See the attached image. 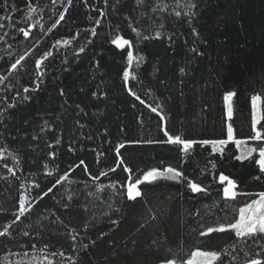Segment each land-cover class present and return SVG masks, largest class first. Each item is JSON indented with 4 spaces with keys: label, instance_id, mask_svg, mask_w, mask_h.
I'll list each match as a JSON object with an SVG mask.
<instances>
[{
    "label": "trees",
    "instance_id": "16d2710c",
    "mask_svg": "<svg viewBox=\"0 0 264 264\" xmlns=\"http://www.w3.org/2000/svg\"><path fill=\"white\" fill-rule=\"evenodd\" d=\"M167 2L171 4L172 0ZM7 3L13 10L0 8V17H9L0 21L5 25L0 28V36L8 33L0 41V65L26 55L22 64L26 63L27 69L14 73L10 71V63L0 67V75L7 78L0 84V145H3L0 148L3 152L0 230L14 219L12 211L18 209L19 195L33 198L34 214L28 215L24 223L13 226L10 231L14 239L0 242V264L9 251H27L32 264H45L46 260L52 264H73V261L157 264L160 256L157 247L176 250L182 246L187 259L196 250L232 252L233 245L236 246L232 252L237 258L235 264H245L244 251L250 258L253 250L244 247L241 251L242 245L234 232L229 230L206 237L197 233L189 235V232L193 228L199 230L239 219V208L257 196L226 200L225 184L219 182V175L223 173L236 181L237 190L258 193L264 191V180L252 179L259 174L258 165L234 158L221 161L218 153L210 155V146L205 151L197 145L190 156H185L172 145H129L128 141L158 140L163 137L161 126L182 138H221L227 123H232L236 139L245 140V145L259 143L251 139L255 135L251 128V98L253 95L261 98L258 130L264 132V0H211L198 27L202 33L198 46L204 55L193 60L197 72L191 73L188 67L189 75L185 77H180L178 69L185 66L182 58L191 55L188 48L196 39L189 34L188 27L180 29L178 34L168 31L161 39L144 41L136 39L123 23L114 25L113 21L119 18L109 7L114 0L108 3L74 0L76 11L71 16V9L65 11L67 0H7ZM178 3L186 13L185 0ZM62 12L65 21L52 28ZM137 16L134 14L131 19L135 21ZM222 19H227V23H220ZM20 28L29 32L27 39L19 32ZM92 29H96V36L91 34ZM149 34L154 37V33ZM169 35H176L171 49ZM117 37L133 42L134 57H145L139 65L134 62L130 72L138 79H130L127 86L122 71L127 67L125 54L129 49L127 45L117 48L113 42ZM81 47L84 53L79 52ZM48 51L53 55L42 61L50 65L42 90L32 92L31 101H22L13 108L19 100L17 90L21 95H29L23 93V87H35L30 82L35 79V60ZM222 65L228 67L227 73ZM29 71H32L31 77ZM225 85L237 92L232 100L231 120L227 118L223 99ZM129 87L146 104H152L155 97H171L163 113L167 121H159L155 113L141 105L129 94ZM149 88L151 96L146 94ZM25 120L27 123H23ZM80 124L85 127L81 128ZM120 143L125 144L122 156L132 171L126 172L121 166L107 176L100 175L116 166L115 145ZM70 147L73 151H69ZM227 148L231 149L227 153L229 157L240 155L234 144L230 143ZM80 160H84L97 180L88 178L84 165L75 167ZM209 160L217 161L216 169H212ZM168 166L208 189V195L193 194L175 181H157L141 184L142 197L137 201L126 199L124 191L129 182L137 177L142 179L153 168L163 170ZM65 172L70 174L69 179L37 203L39 195ZM35 184L39 187H34ZM64 204L68 207H63ZM117 208L120 212H115ZM153 216L155 220L151 219ZM111 219H119V227L112 225ZM23 231H28L30 236L24 237ZM69 233H79L78 241L83 237V243L90 245L87 258L79 243L77 250L72 251ZM52 251H63L65 255L45 256V252ZM12 259L25 258L14 256ZM225 262L229 264V258L225 257Z\"/></svg>",
    "mask_w": 264,
    "mask_h": 264
},
{
    "label": "snow or ice",
    "instance_id": "6c2138e0",
    "mask_svg": "<svg viewBox=\"0 0 264 264\" xmlns=\"http://www.w3.org/2000/svg\"><path fill=\"white\" fill-rule=\"evenodd\" d=\"M55 2V0H53ZM108 3V0H105ZM211 3V0H185L183 5L184 8H187V12H183L180 10V5L178 0H172V3L169 4L167 0H114L113 4H109V7L113 9V12L117 14L119 17L117 20H114V25H120L123 23L126 28L131 30V33L135 34L136 39L148 41L152 38L161 39L164 36L165 32L171 31L172 33L178 34L179 30L188 27L190 29V35L195 37L196 39L193 41V44L189 46L188 52L191 55L186 54L185 57L182 58V63L185 66L179 67V75L180 77H185L189 75L186 71V68L191 67V73H196L197 69L193 65V60L198 59L204 55L203 51L198 46L200 44L199 37L202 35L200 31H198V27L200 26V21L203 18L205 12L208 10V4ZM68 8L65 9L66 12H69V9L72 11L69 12V16L72 15V12L76 11L74 0H67ZM0 8L5 9L6 11H12L13 9L8 5L7 0H2L0 3ZM195 9V11H193ZM32 11V9H30ZM103 15V13H100ZM134 14H138L135 21L131 18ZM5 19H9V17H0V21ZM61 21H65L64 13L59 14L58 20L52 25V28H55L60 24ZM99 24V21H96ZM220 23H227V19H222ZM5 25L0 22V28H4ZM125 29L122 27L121 31ZM51 31V29H49ZM19 32L23 34L25 39L28 38L29 32L24 28H20ZM149 33H154V37ZM91 34L93 36L97 35L96 29H92ZM8 33L5 32L4 36H0V41L4 40V37L7 36ZM169 43V48L171 49L173 44L175 43L176 35H169L167 37ZM6 42V41H5ZM117 48H122L127 45L128 51H126V64L127 67L122 71V79L124 81L125 86L128 85L130 79L137 80V76L130 72L134 62L139 65L145 60L143 55H139L134 57V53L131 50L133 48V42L129 39H123L117 37L114 41ZM67 44L68 42L65 41ZM80 53H84V47L79 49ZM53 53L48 51L43 54L42 57L35 60L34 63V74L35 79L30 82L35 85L33 88H29L27 86L23 87V93H28L29 95H21L20 91L17 90L16 96L19 97L16 105H13V108L17 107L22 101H31L33 99L31 93L39 92L42 90V85L44 84V77L47 75V69L49 68V64H42V61L48 57H52ZM26 60V55H20L15 59L14 62L6 61L5 65H0V67H6L7 64L10 63V71L14 73H18L21 68L27 69V64H22V61ZM67 63V61H65ZM225 73L228 72V67L225 65L221 66ZM264 71V70H262ZM29 77L32 75V71L28 72ZM217 76L220 75V72L216 73ZM7 78L3 75H0V84H4ZM162 84L165 83L164 79L160 81ZM183 83V80H181ZM9 85H5L8 87ZM226 94L223 96L225 101H232L233 97L237 96V92L228 90L227 85H225ZM262 90H264V84H262ZM128 92L131 96L135 97L136 100L140 102L141 105H144L145 108L150 109L152 113H155L159 118V121L166 122L167 117L163 114L165 111V107L168 105L171 97H155L153 99L152 104H146V102L141 99L140 95L137 94L136 91H133L131 87L128 88ZM147 95L151 96L152 91L149 88L147 90ZM264 94V91H262ZM60 95H64L63 89L60 91ZM95 95V93H94ZM183 95V93H181ZM252 105L253 109H255V102L260 99V96L253 95L252 96ZM7 107V106H6ZM232 105L228 104L227 106V118L231 120L232 118ZM2 115V113H0ZM259 117L253 114L252 118V132L255 133L252 140L259 142L255 147H247L246 150L242 151L241 155H235L234 157H229L228 152L231 149H228L227 146L232 143L238 149L241 145H245L247 142L245 140L236 139V133L232 123H227L226 125V133L224 130L221 132V138H210V139H192V138H182L180 135H172L170 134V130L167 127L161 126L160 131L163 132V137L156 139H134L129 140V145H172L178 149L179 153H183L185 156H190L195 150L196 146L199 145L205 151H208V147L210 146L211 151L210 155H215L218 153L221 161H225L227 159L234 158L237 161H249L250 163H254L258 165L259 174L254 175L252 179L254 181L264 180V132L257 130V123ZM23 123H27V120L23 121ZM143 123V121H141ZM81 128H84L85 125L80 124ZM264 127V126H262ZM121 131H124L121 129ZM35 138V137H34ZM92 137L89 136V139ZM166 138V139H165ZM0 148H3V145H0ZM121 149H125V144L120 143L115 145L116 159H115V167H111L108 171L100 173V175L107 176L109 172H115L116 168L123 166V170L126 172H131V168L126 165L125 159L122 156ZM227 149V151H226ZM4 151H8V149H4ZM69 151H73V148H69ZM257 154L254 156L253 154ZM54 155V153L52 154ZM3 156V152H0V157ZM15 159V155H13ZM209 163L212 166V169H216L217 161L209 160ZM80 165H84L83 171L88 173V178L93 181L97 180L98 177L89 172L87 165L84 160H80L75 167L79 168ZM10 173H12V169H8ZM13 176L15 173H12ZM69 173L65 172L63 175H60L55 183L47 189V191H43L41 195H39L37 203L39 200H43L44 197H47L49 193L53 192V189L56 188L57 185H62L63 182L69 179ZM157 181H175L177 184H182L186 191H190L193 194L203 193L204 195H208V189L202 188L199 184L193 182V180L189 179L182 171L177 168L168 166L165 167L162 171L153 168L150 171L144 173L143 178L137 177L134 181H131L127 184L126 190L124 191V195L128 201H137L138 198L142 197V191L139 188L141 184L145 182L153 183ZM219 182L224 184L226 182V186L223 188V197L226 200L235 201L238 196L240 197H253L257 196L258 199H251L250 203H245V205L239 208V219L234 220V222L224 224L220 223L218 226L207 225L203 226L199 230L197 228H193L189 235L193 233H197L200 237L210 236L213 233H224L226 231L234 232L235 237L239 239L242 247L241 251H244V247L252 248V255L250 258L249 253L244 251V256L247 258L245 260V264H264V191H260L258 193L247 192L243 190H237L238 184L233 179H230L229 176L221 173L219 175ZM34 187H39L38 184H35ZM114 188L115 185H112ZM123 187V186H122ZM103 191L102 189H98ZM183 196V193H180ZM71 199V197H69ZM63 207L67 208L68 205L64 204ZM33 198H29L25 195H19L18 198V209L12 211V216L14 219L11 223L7 224L0 230V242H7L9 239H14L13 232L10 231L13 229L14 225L19 223H24L27 220L28 215L34 214L33 212ZM2 210V209H0ZM86 210V209H85ZM115 212H120V209H115ZM199 213H197L198 215ZM24 217V221L21 218ZM152 220H155L156 217H151ZM111 224L119 227L120 220L119 219H111ZM141 227H144L141 224ZM85 229H87V225H85ZM75 232V230H73ZM22 235L24 237H29L30 233L28 231H23ZM79 233H69L71 240V249L72 251H76V246L79 243L82 247V250L85 254V258L90 250V245L88 243H83V237L78 241ZM106 235V234H102ZM96 243L95 240L91 241V244L94 246ZM134 245L137 244V241L132 242ZM153 244H156V241H153ZM32 248L35 250L36 246L33 244ZM259 251H256V249ZM44 251V250H41ZM157 251L160 253L158 257L157 264H226L225 257L229 258V264H235L236 256L232 255V252L236 251V246L233 245L232 252L227 250L224 251H194L190 253V256L185 259V252L182 246L178 247L176 250L172 248L161 249L157 247ZM45 256H52L53 258L56 256L64 257L63 251H52L51 253L45 252ZM23 256L24 260H13L12 257ZM29 253L27 251L23 253L9 251L6 256L3 257L2 264H32L31 260L28 259ZM35 257L33 256V259ZM68 259H71L69 257ZM45 264H52L51 260H46ZM73 264H78L77 261H73Z\"/></svg>",
    "mask_w": 264,
    "mask_h": 264
},
{
    "label": "rangeland",
    "instance_id": "374dc122",
    "mask_svg": "<svg viewBox=\"0 0 264 264\" xmlns=\"http://www.w3.org/2000/svg\"><path fill=\"white\" fill-rule=\"evenodd\" d=\"M232 100H233V99H232ZM228 104H231V105H232V101H226V109H227ZM260 105H261V98L258 99V100L255 102V109H253V114H254V112H255V115H256L257 117H259V119H258V123H259V121H260V119H261V107H260ZM252 106H253V105H252ZM258 123H257V130H258ZM255 146H257V145H255V144L241 145V147L239 148V150H240V155H241L242 151L246 150L247 147H255ZM254 154H255V153H254ZM254 154H253V155H254ZM161 171H162V170H161ZM224 184H225V186H226V182H225ZM256 199H258V197H257ZM196 251H197V250H196ZM200 251H203V250H200Z\"/></svg>",
    "mask_w": 264,
    "mask_h": 264
}]
</instances>
